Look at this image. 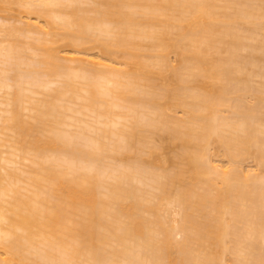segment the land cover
<instances>
[{
    "label": "bare ground",
    "instance_id": "obj_1",
    "mask_svg": "<svg viewBox=\"0 0 264 264\" xmlns=\"http://www.w3.org/2000/svg\"><path fill=\"white\" fill-rule=\"evenodd\" d=\"M0 1V264H264V0Z\"/></svg>",
    "mask_w": 264,
    "mask_h": 264
},
{
    "label": "rangeland",
    "instance_id": "obj_2",
    "mask_svg": "<svg viewBox=\"0 0 264 264\" xmlns=\"http://www.w3.org/2000/svg\"><path fill=\"white\" fill-rule=\"evenodd\" d=\"M6 5H3L2 3H1V1H0V21H2L1 20V18H3V17H9L10 18V23H12V24H15V25H21L22 23H21V21L22 20H24L25 19V16L27 15L26 14V8L25 7H23V6H19V5H12V7H5ZM93 6V5H92ZM11 8V9H10ZM6 19V18H5ZM44 22H43V20H41V24H43ZM263 29H264V26H263ZM262 33H264V31H262ZM50 40H51V37L49 36L48 37ZM59 39L57 40V41H55V42H52V41H50L49 43H48V45L49 46H53V47H55L56 49L58 48L59 50H61V52L59 53L60 55H62L63 56V54L65 55L66 54V52H71V51H73L72 50V47L71 46H73L72 45V43L71 44H68L69 42H71V41H69L68 42V39H67V41L64 39V40H62L61 39V37H58ZM21 39H24V38H21ZM53 39V38H52ZM88 44V43H87ZM86 44V46L84 45H82L83 46V48H87L88 49V47H90V46H92V44L91 43H89L90 45H87ZM71 45V46H70ZM81 47V46H80ZM96 47V46H95ZM94 47V48H95ZM73 48H74V46H73ZM79 48V47H78ZM75 49V48H74ZM80 49V48H79ZM82 49V48H81ZM90 49V48H89ZM84 50H86V49H84ZM99 49L97 48H95V49H90V50H88V52L89 53H92V54H96V53H98L99 51H98ZM63 51V52H62ZM65 51V52H64ZM101 53V52H100ZM99 53V54H100ZM118 53V52H117ZM119 53H121V52H119ZM123 54V53H122ZM122 54H119V60H121L120 62H122V60H123V58H122ZM172 54V53H171ZM175 56L176 55H174V54H172L170 57L172 58V60H173V62H174V64H176V58H175ZM124 57V56H123ZM114 58L116 59V57L114 56ZM118 60V59H117ZM131 60H133V59H131ZM124 61V60H123ZM127 61V60H126ZM136 62L137 61H132L131 63L132 64H129L130 63V61H128V63H127V65H125L124 63H123V68H127V69H132V70H134L137 66V64H136ZM126 63V62H125ZM133 63H134V65H133ZM136 66V67H135ZM135 67V68H134ZM134 68V69H133ZM157 69V67L155 68V74H156V71L158 70H156ZM159 73V72H158ZM155 74H153V75H155ZM161 74V73H160ZM161 76H163V75H161ZM154 77V76H153ZM154 79V81L160 86V85H163V84H165L166 82V79H165V81L160 77V75L158 74V75H155V78H153ZM165 82V83H164ZM257 83V82H256ZM250 99V98H249ZM168 103H170V105H173V104H175L174 103V100L172 101V100H169V102ZM170 108H171V106H169ZM173 108L174 109H172L173 110V112L171 111H169V110H171V109H169L168 111L170 112V114H175L177 117H180V118H184L185 117V114H184V111L182 110V108H179V107H175V106H173ZM162 136V135H161ZM158 143H160V145H163L164 146V148L162 149H160V150H158L157 151V157H158V160L157 161H159V160H161V161H163V159L164 158H166L167 159V162H165V163H167L166 165L168 166V167H170V168H174V166H175V155H176V153L178 152V150H179V145H180V142H177V141H172V140H170V138H169V136H168V134L167 133H163V136L160 138V137H158ZM120 156V155H119ZM145 156V155H144ZM121 157H123L124 159L125 158H127V157H129L128 155H127V157L126 156H120V158ZM156 157V158H157ZM133 158H135V157H133ZM147 158V157H146ZM130 159V158H129ZM131 159H132V157H131ZM130 159V160H131ZM136 159V158H135ZM247 162V165L249 164V165H251V162H253L252 160H249V161H246ZM245 162V163H246ZM165 165V164H164ZM243 165V164H242ZM245 165V164H244ZM252 165H254V162H253V164ZM244 167H246V165L244 166Z\"/></svg>",
    "mask_w": 264,
    "mask_h": 264
}]
</instances>
